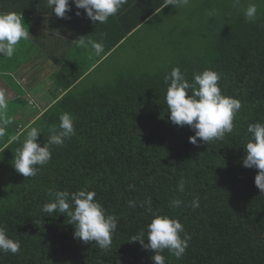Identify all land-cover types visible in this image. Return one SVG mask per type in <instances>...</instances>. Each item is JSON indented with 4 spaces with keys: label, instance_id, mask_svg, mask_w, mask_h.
<instances>
[{
    "label": "trees",
    "instance_id": "trees-1",
    "mask_svg": "<svg viewBox=\"0 0 264 264\" xmlns=\"http://www.w3.org/2000/svg\"><path fill=\"white\" fill-rule=\"evenodd\" d=\"M165 2L153 0L148 14L158 11L156 20L168 15V24L159 25V32H167L161 34L162 44L180 49L182 59L173 57L162 70L119 77L106 86L82 85L92 72L85 76L86 65L60 73L55 95L47 96L50 101L30 125L0 137V224L21 245L17 254H0V264H153L154 251L130 241L146 233L153 218L149 206L178 220L184 228L181 236L190 238L181 259L167 250L162 253L165 264H264V194L254 183L258 170L242 164L248 125L264 123V1L239 0L236 5L234 0H189L170 16L172 5L164 7ZM250 3L258 10L254 22L243 14ZM166 26L171 28L165 31ZM110 50L105 48L103 55ZM175 67L189 83L194 73L206 69L220 74L222 94L242 105L231 134L209 144L198 139L193 145L190 127L170 122L164 77ZM18 99L16 109L34 104L31 97ZM64 112L73 115L76 134L61 146H51V160L37 175L17 173L14 157L27 131L40 129L43 147L48 129L59 125ZM182 178L186 184L180 192ZM84 189L94 191L106 213L118 218L107 251L74 239L69 218L41 211L54 198L50 190ZM197 197L200 206L193 210L187 205ZM148 199L151 205L141 207ZM175 199L183 202L179 208L171 206ZM128 201L136 207H128Z\"/></svg>",
    "mask_w": 264,
    "mask_h": 264
},
{
    "label": "clouds",
    "instance_id": "clouds-1",
    "mask_svg": "<svg viewBox=\"0 0 264 264\" xmlns=\"http://www.w3.org/2000/svg\"><path fill=\"white\" fill-rule=\"evenodd\" d=\"M189 0H166L164 7L187 5ZM127 0H48L51 12L61 19H67L66 13L71 11L70 4L76 9H83L87 18L93 23H107L110 17H114ZM238 5L239 0H234ZM257 6L250 3L244 10L247 22H254L257 17ZM213 13H209L211 16ZM75 15L80 16L77 11ZM28 27L24 24L21 13L0 12V56L12 58L19 42L30 37ZM83 38V37H82ZM80 38L75 43L84 45ZM90 55L101 57L104 54V45L95 40H89ZM220 74L214 70L206 69L199 74L194 73L192 82L186 79L179 67H175L164 77L168 84L165 103L169 112V120L176 126H189L195 133L189 137V142L197 145L198 139L207 144L215 140H222L226 134H231L234 129V119L242 105L239 100L222 94L218 85ZM191 91V94H189ZM7 110L5 93L0 91V112ZM58 126H51L47 142L42 147L38 143L41 130L31 127L27 131L25 139L16 149L13 167L15 171L25 178L37 175L40 168L51 160V146H61L64 141L76 134L74 117L64 112L59 117ZM5 120L0 124V136L5 134ZM248 142L244 145L245 157L243 167L258 170L255 176V186L264 194V123L249 124L247 128ZM18 139L13 137V140ZM186 181L182 178L177 190L184 191ZM49 196L54 197L51 202L45 203L41 211L46 216L60 213L69 218V224L74 226V239L84 243L94 242L99 249L107 251L112 245V236L118 228V218L107 214L102 204L95 200L96 193L87 189L69 191H49ZM182 201L175 199L171 206L179 208ZM151 205L148 199L141 203ZM193 210L199 208V198L190 202ZM128 207H136L135 201H128ZM148 213L152 215L151 222L146 225L145 231H141L130 237L131 242H139L144 250L154 251L151 257L153 264H165L162 253L167 250L176 259H181L188 248L190 239L184 233L183 225L176 219L167 215H160L149 206ZM145 234L147 239H145ZM147 241V243L145 242ZM20 242L9 237L5 225L0 224V254H17L20 251Z\"/></svg>",
    "mask_w": 264,
    "mask_h": 264
},
{
    "label": "crops",
    "instance_id": "crops-1",
    "mask_svg": "<svg viewBox=\"0 0 264 264\" xmlns=\"http://www.w3.org/2000/svg\"><path fill=\"white\" fill-rule=\"evenodd\" d=\"M152 1L127 0L107 23L98 24L88 19L84 10L76 9L74 4H70L71 11L66 13L68 18L61 19L51 12L48 0H0V12L21 13L31 35L19 42L12 58L0 56V91L5 93L7 100V110L0 112V124L9 121L1 139L7 133H12L14 127L30 125L32 121L27 119L30 113L41 111L50 101L47 96L55 95V82L60 73L65 75L68 71L71 74L74 68L81 65H88V72L92 71L113 51L136 38L144 26H150L158 13L148 14ZM77 11L81 13L80 16L75 15ZM155 29L159 31V26ZM80 38L84 40V45L75 43ZM89 40L101 42L104 49L109 47L111 50L101 57L90 55ZM23 78L25 83H22ZM19 97L24 100L31 97L33 106L23 105L16 109L14 105L20 104ZM14 111L16 113L12 115Z\"/></svg>",
    "mask_w": 264,
    "mask_h": 264
},
{
    "label": "rangeland",
    "instance_id": "rangeland-1",
    "mask_svg": "<svg viewBox=\"0 0 264 264\" xmlns=\"http://www.w3.org/2000/svg\"><path fill=\"white\" fill-rule=\"evenodd\" d=\"M180 7L181 6H171L167 13H169V16L172 13H174V15L178 14L179 10L181 9ZM167 16V14H163L161 18L152 22L150 26H144L136 38L127 42L125 46L119 50L113 51L114 53L109 58H107V60H105L99 66L96 65L92 72L90 71L91 73L88 72L90 74L84 80L82 85L88 86L90 83H95V86L110 85L113 84L119 77L127 79L140 76L146 72L155 73L158 70H162L165 64L171 63V58L173 57L175 59H182L184 55L179 54V51H181L180 49L174 47L171 48L168 46V44H162L163 39L165 40V37L162 38L161 34H166L167 32H159L155 29L159 25L168 24L169 17ZM177 24L181 26V28L184 27L181 21H177ZM170 28L171 26H166L165 31H168ZM84 66L85 65H81V68H84ZM87 66L88 65H86V67ZM25 79L27 78L25 77ZM21 80L22 83H25L24 78ZM26 99L30 100L29 97ZM36 116V112H31V118L28 117L27 119H31L32 121V119ZM3 186L4 185H0V193L3 190Z\"/></svg>",
    "mask_w": 264,
    "mask_h": 264
}]
</instances>
